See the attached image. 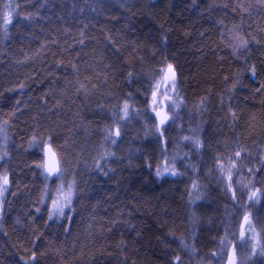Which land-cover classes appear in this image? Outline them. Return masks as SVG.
<instances>
[{
	"label": "trees",
	"instance_id": "trees-1",
	"mask_svg": "<svg viewBox=\"0 0 264 264\" xmlns=\"http://www.w3.org/2000/svg\"><path fill=\"white\" fill-rule=\"evenodd\" d=\"M240 2L0 0V11L7 3L20 6L7 38L0 36V122L8 121L0 134V141L8 137L0 143V152L7 151L0 172L10 177L0 211V264H25L33 251L35 264H169L177 252L182 264H224L226 252L215 258L211 253L219 252L221 237L238 240L247 193L237 185L233 204L217 179L215 157L223 155L227 165L235 141L257 159L264 150V92H256L264 82V43L248 35L264 40V9L243 14L241 34L250 51L238 58L228 45L229 29L241 24L239 10L232 11ZM27 13L34 16L31 22L24 19ZM168 63L177 74L173 98L180 105L166 125L168 155L180 144L188 157L178 162L183 175L157 178L163 146L152 135L148 100L154 78ZM253 64L255 79L247 71ZM238 78L241 84L229 92ZM125 100L141 115L123 123L115 145L105 143L113 106ZM190 129L203 140L200 152L180 140ZM33 135L38 141L51 137L62 155L65 184L75 179L68 215L48 219L59 180L45 181L35 167L42 151L29 146ZM105 148L115 152L104 165L107 175L93 163ZM255 163L245 161L236 178H249L247 168ZM193 179L199 192L190 204ZM45 183L51 193L41 204ZM248 210L259 230L264 204ZM180 239L195 251L183 249Z\"/></svg>",
	"mask_w": 264,
	"mask_h": 264
},
{
	"label": "snow or ice",
	"instance_id": "snow-or-ice-1",
	"mask_svg": "<svg viewBox=\"0 0 264 264\" xmlns=\"http://www.w3.org/2000/svg\"><path fill=\"white\" fill-rule=\"evenodd\" d=\"M19 7L18 4L15 7H13L11 3L4 4L3 10L0 11V36L7 38L9 26L12 24L14 17L19 14ZM224 7L227 8L228 5L225 4ZM255 7L264 9V0H256L255 5L251 2L245 4L243 0H241V2L236 4L232 9L233 12L239 10L242 17L241 24H234L232 28L229 29L232 36L231 43L228 46L232 49V54L238 58H240L242 54H246L250 51V41L241 34V25L243 22V14L247 13L250 17L252 15V9ZM24 19L31 22L34 19V16L32 13H27L24 15ZM220 23H222V21ZM261 31L264 32V28H262ZM201 35H203V33ZM248 35L251 36L252 41L256 43H264V40H258L251 33ZM81 43H83L82 40ZM245 63H247L246 59ZM72 68L75 71L77 65L73 64ZM247 71L251 74V78L255 79L257 75L255 64L248 68ZM132 76L133 73L129 72V82H131ZM227 79L228 78L225 77V80ZM176 80L177 74L175 68L173 64L168 63L166 67H162L159 70L157 77L154 78V83L151 84V97L148 100V105L151 113L154 114V123L152 126L154 131H152V135L156 136L157 140L163 146L161 154L164 157L162 162L157 163L155 171L157 178L169 175L173 177L183 175L184 173L179 171L178 162L183 161L185 157H188L187 152H182L180 144L175 146V151L171 157H169L168 140L165 137L166 125L173 120L176 110L180 106L173 98L176 92ZM240 84L241 80L238 78L228 91L234 92ZM21 87H23V85H21ZM84 87L85 86L81 84L80 87L77 88V92L84 89ZM170 90L172 95H169ZM256 92H264V82L260 83ZM129 95H131V93H129ZM17 103H19V101H17ZM117 113H119V115H117ZM229 113L235 120L236 113L231 108H229ZM9 115H11V113ZM112 115V125L104 130V141L105 143L110 142L112 145H115L121 137L123 123L130 121L134 116H140L141 112L139 109H133L128 100H125L119 107L113 106ZM7 124V120L0 122V134H4L5 125ZM145 127H147V125H145ZM189 131L192 134L180 137L181 142L184 144H190L192 149L196 152H200L204 147L203 140L195 129H190ZM147 134L148 132H146V135ZM7 139V135H4L3 141H0V143L6 142ZM234 145V152L230 151L227 156V165L223 162L225 159L223 155H217L215 157V163L217 165V171L219 172L217 179L224 185L225 192L230 194L234 205H236V202L239 199L237 195V185L239 186V191L241 193H247V199L243 206V217L239 223V238L237 240L234 235L232 240L226 241L225 237H221L219 252L214 251L211 255L213 258L217 256L223 257L226 252L227 259L224 264H257V257L261 258V264H264V226L257 230L254 223L253 213L248 210L252 205L264 204V177L258 182L256 180L257 175L264 173V150L258 152L257 159V156H254L251 151L241 146L238 141H235ZM29 146L41 147L42 158L35 163V167L41 170L40 174L44 177V180L48 181L53 177L59 180L54 194H51V204L48 206V219L51 220L53 217H63L67 215L65 211L66 209L74 211L73 204L76 195V182L75 179H73L65 184L63 180L65 169L63 168L62 155L56 148H54L51 137H48L47 139L41 138L38 141L37 137L33 135L29 141ZM224 147L228 148V145L225 144ZM6 155V150L0 152V159H3ZM109 158H115V152L105 148L97 158H94L93 161L96 170L104 175L108 174L107 171L104 170V165ZM249 159L256 162L252 167L247 168L249 178L245 179L242 176L240 179H237L236 173L242 171V167L245 166L244 162ZM129 163H131V160H129ZM148 166L151 167L150 164ZM188 166L189 165L187 164L185 165V167ZM108 171H114V169H108ZM257 183H259L260 186H256ZM9 184L10 177L7 171L0 172V211H2L3 208L2 197L8 190ZM198 192V181L193 179L191 188L189 189L190 204L195 203V200H193L192 197L194 193ZM50 193L51 190L49 185L45 183L39 202L44 204ZM200 198L199 195L195 196L196 200ZM36 211L39 212L40 209L37 208ZM69 219H71V217H69ZM65 231H68V229H65ZM180 245L183 249L195 251L194 247L188 245L184 239H180ZM241 253L243 259H241ZM36 255V252L33 251L30 260L26 261L25 264H35ZM169 264H182L179 252H177V254L170 260Z\"/></svg>",
	"mask_w": 264,
	"mask_h": 264
},
{
	"label": "rangeland",
	"instance_id": "rangeland-1",
	"mask_svg": "<svg viewBox=\"0 0 264 264\" xmlns=\"http://www.w3.org/2000/svg\"><path fill=\"white\" fill-rule=\"evenodd\" d=\"M50 204H51V202H50ZM65 211H66V213H67V215H68V214H69V209H66Z\"/></svg>",
	"mask_w": 264,
	"mask_h": 264
}]
</instances>
